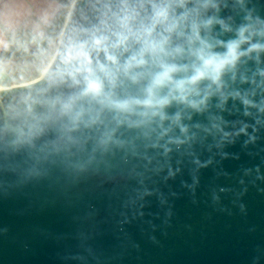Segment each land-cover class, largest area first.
<instances>
[{"label":"water","instance_id":"obj_1","mask_svg":"<svg viewBox=\"0 0 264 264\" xmlns=\"http://www.w3.org/2000/svg\"><path fill=\"white\" fill-rule=\"evenodd\" d=\"M0 264H264V0H72L0 87Z\"/></svg>","mask_w":264,"mask_h":264},{"label":"crops","instance_id":"obj_2","mask_svg":"<svg viewBox=\"0 0 264 264\" xmlns=\"http://www.w3.org/2000/svg\"><path fill=\"white\" fill-rule=\"evenodd\" d=\"M58 7V0H0V51L10 42V37L32 40L38 45ZM4 62L0 61L3 72Z\"/></svg>","mask_w":264,"mask_h":264},{"label":"trees","instance_id":"obj_3","mask_svg":"<svg viewBox=\"0 0 264 264\" xmlns=\"http://www.w3.org/2000/svg\"><path fill=\"white\" fill-rule=\"evenodd\" d=\"M71 1L58 0V10L40 38L38 51L35 55H31L26 50L25 44L27 41L14 40L10 37V42L0 51V61L28 59L30 60V64L26 70L27 76H36L40 68L45 67L48 59L51 57L52 48L56 44Z\"/></svg>","mask_w":264,"mask_h":264},{"label":"clouds","instance_id":"obj_4","mask_svg":"<svg viewBox=\"0 0 264 264\" xmlns=\"http://www.w3.org/2000/svg\"><path fill=\"white\" fill-rule=\"evenodd\" d=\"M193 31L195 33V28L193 29ZM196 38L199 39L198 34H196ZM243 41H244V37H243V29H242L240 32V38L238 40H233V41L228 42L226 46V52L222 57L217 56L216 54L205 57L202 54V50H201L200 54H198V58L201 60V68L198 69L195 72V74L190 78V82L195 83L197 80L205 78L206 75L213 82L217 81L224 67L226 65L233 64L234 61L237 59L238 55L241 54V53H238L237 49L239 47V44ZM100 43L101 42L99 40L94 41V44L97 46L98 51L102 50L100 48ZM201 43L203 42L201 41ZM251 47L259 48L261 46L254 44ZM76 55L78 57L79 56L84 57V61L86 63H91V57L87 53L81 51V52L76 53ZM106 57L107 59L114 61V57L108 56L107 53H106ZM86 71L90 73L91 69L88 68L86 69ZM162 76L164 78H167L168 73L165 72L162 74ZM99 90H100V84L97 80L87 79V85L85 89L86 92H92L93 94H96L99 92Z\"/></svg>","mask_w":264,"mask_h":264},{"label":"rangeland","instance_id":"obj_5","mask_svg":"<svg viewBox=\"0 0 264 264\" xmlns=\"http://www.w3.org/2000/svg\"><path fill=\"white\" fill-rule=\"evenodd\" d=\"M37 43H39V42H37ZM55 47H56V44H54V46L52 48V54L55 50ZM52 54H51V56H52ZM50 58L48 59L46 65L48 64ZM26 60H28V59L17 60V61L8 60V61L4 62L3 69L5 70V72L0 71V87L1 86L15 85V84L23 83V82H28L30 80L37 78L40 75V73L44 69V67L40 68V70L38 71V74L36 76H34V77L27 76V73H26L27 67H26V65H24L22 63Z\"/></svg>","mask_w":264,"mask_h":264},{"label":"flooded vegetation","instance_id":"obj_6","mask_svg":"<svg viewBox=\"0 0 264 264\" xmlns=\"http://www.w3.org/2000/svg\"><path fill=\"white\" fill-rule=\"evenodd\" d=\"M23 68V67H22ZM23 70V69H22ZM23 73V72H22Z\"/></svg>","mask_w":264,"mask_h":264}]
</instances>
